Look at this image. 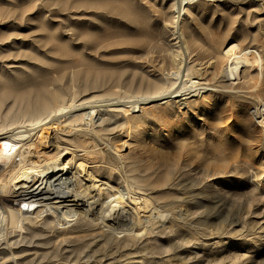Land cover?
<instances>
[{
	"label": "rangeland",
	"instance_id": "rangeland-1",
	"mask_svg": "<svg viewBox=\"0 0 264 264\" xmlns=\"http://www.w3.org/2000/svg\"><path fill=\"white\" fill-rule=\"evenodd\" d=\"M170 2L0 0V109L39 86L68 104L162 83L175 49ZM179 24L193 79L208 87L97 113L89 131L52 130L44 151L68 161L60 181L90 197L77 208L87 214L6 229L0 264H264V0H192ZM229 40L260 50L259 97L222 87Z\"/></svg>",
	"mask_w": 264,
	"mask_h": 264
},
{
	"label": "bare ground",
	"instance_id": "bare-ground-1",
	"mask_svg": "<svg viewBox=\"0 0 264 264\" xmlns=\"http://www.w3.org/2000/svg\"><path fill=\"white\" fill-rule=\"evenodd\" d=\"M191 1L171 0L169 7L172 11L171 27L175 49L170 51L166 58L163 57L161 63L168 59L172 66L166 71L162 83L147 82L145 93L140 92L143 88L140 81L136 94L128 93L115 98H98L92 95L81 100L70 99L66 104L65 95L61 90L47 92L43 86H39L24 97L14 98L5 110L0 109V194L8 200L16 198L13 205H7L0 200V237L5 234L6 229L24 232L28 224L40 220L43 227H46L61 224L62 220L66 223L72 216L82 219L87 214L77 208H81L90 197H86L83 189L64 186L60 181L61 176L66 174L68 161L58 162V153L48 154L44 151L52 130L70 129L71 125L76 123L79 128L89 131L98 120H94L97 113L113 110L125 112L128 109L137 110L140 105L154 101L164 103L172 98L184 99L187 95L191 96L196 89L208 87L207 84L203 85L193 79V76L201 74L200 68L189 63L188 42L179 24L185 5ZM222 54L225 56V63L220 72L226 84L222 87L230 90L244 89L246 94L259 97L263 79L260 50L252 47L242 48L238 42L229 40L223 46ZM211 59L212 57H209L206 63L214 70L216 61ZM250 67H254V76H250ZM162 68L163 64H160L158 69ZM241 78L246 80L239 83ZM31 104L42 106V113L32 114L29 111ZM256 109L259 116L264 118V103ZM102 122L103 119L96 125L100 126V129H103ZM64 150L67 152L68 149ZM44 164L47 170L53 168L50 171L52 174L47 177V186H42L43 182L39 183V180L43 181L40 177L47 174L43 175ZM54 169L56 170L53 172ZM20 196L24 198L20 200ZM142 201L147 205L145 198Z\"/></svg>",
	"mask_w": 264,
	"mask_h": 264
},
{
	"label": "built area",
	"instance_id": "built-area-1",
	"mask_svg": "<svg viewBox=\"0 0 264 264\" xmlns=\"http://www.w3.org/2000/svg\"><path fill=\"white\" fill-rule=\"evenodd\" d=\"M13 201L16 202V198L13 197Z\"/></svg>",
	"mask_w": 264,
	"mask_h": 264
}]
</instances>
